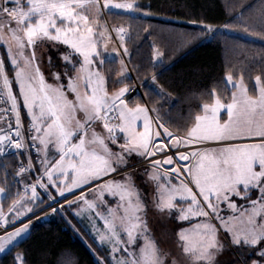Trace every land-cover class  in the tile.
Returning a JSON list of instances; mask_svg holds the SVG:
<instances>
[{
	"label": "snow or ice",
	"instance_id": "snow-or-ice-1",
	"mask_svg": "<svg viewBox=\"0 0 264 264\" xmlns=\"http://www.w3.org/2000/svg\"><path fill=\"white\" fill-rule=\"evenodd\" d=\"M229 9L223 29L264 41V0ZM126 13L150 14L137 0H0V253L27 238L38 211L79 205L104 253L93 250L97 264H218L226 248L264 264V47L257 74L230 62L173 128L152 98L168 94L142 100L125 83L129 29L107 17ZM191 23L203 25L197 35L217 32ZM162 56L153 45L152 59ZM118 58L110 91L105 64ZM150 212L176 222L171 247L152 236ZM12 264H27L25 253Z\"/></svg>",
	"mask_w": 264,
	"mask_h": 264
},
{
	"label": "trees",
	"instance_id": "trees-1",
	"mask_svg": "<svg viewBox=\"0 0 264 264\" xmlns=\"http://www.w3.org/2000/svg\"><path fill=\"white\" fill-rule=\"evenodd\" d=\"M234 2L235 0H137L149 15L126 13L107 17L110 25L124 24L129 29L126 37L129 56L125 58L130 78L125 83L133 87L137 82L143 94L142 97L136 93L133 97L148 99L146 92L162 89L168 94L166 99L155 96L152 98L160 106L161 115L170 127L183 125L189 111L198 109L208 99L206 94L224 76L230 62L243 61L246 76L249 69L253 76L259 72L260 56L255 54L264 47V41L221 27L235 15V11L229 9ZM244 2L258 4L259 0ZM193 20L213 24L217 32L207 36L197 35L203 31V25L191 23ZM145 28L148 29L147 32L144 31ZM153 45L163 53L158 61L152 59ZM0 56L7 63V55L1 45ZM8 67H11L10 63ZM104 70L109 76V90L120 86L111 84V80L116 78L117 62L106 63ZM153 74L156 75L155 82L151 80ZM22 116H25L26 121V115L22 113ZM8 159L11 171L14 160ZM7 203L5 202V208ZM65 217L72 222V216L65 214ZM65 217L57 215L55 218L33 220L27 238L12 248L10 253L0 254V264H12V257L18 251L25 253L27 264H97L93 250L99 255L104 253L85 230L73 223L83 239L80 238L68 225ZM231 255L234 261L231 264H238L235 255Z\"/></svg>",
	"mask_w": 264,
	"mask_h": 264
},
{
	"label": "rangeland",
	"instance_id": "rangeland-1",
	"mask_svg": "<svg viewBox=\"0 0 264 264\" xmlns=\"http://www.w3.org/2000/svg\"><path fill=\"white\" fill-rule=\"evenodd\" d=\"M3 49L6 51L5 47L0 44ZM47 47V46H45ZM111 49V45H109V50ZM38 53L40 51V49H37ZM48 54H52L54 57H55V53L52 52L51 49H49V52L48 53H45V55H48ZM126 56L122 57L125 61V63L127 64L126 62ZM116 62H117V72L119 71L120 69V64H119V58L116 59ZM127 69H128V72H127V76L130 75V70L128 68V65H127ZM59 70V69H57ZM45 72H46V75H47V70L45 69ZM117 79V77L115 78ZM49 82L51 83L52 81L49 79ZM119 87V86H118ZM13 89L14 91H17L18 92V88L17 86L15 85V82H13ZM143 95V94H142ZM21 105H22V101H21ZM99 130V128L97 129ZM209 146H216L214 143H212L211 145ZM142 166L141 167H137L136 171H137V174H138V179H139V173L142 171ZM141 188L144 189L145 186L143 184H141ZM38 191L40 192V195L42 197H44V192L40 189H38ZM107 199H111V198H108L106 197ZM45 199V198H44ZM72 199V198H70ZM89 199H91V197H89ZM47 200V199H45ZM238 203H240L239 199L237 200ZM79 205H73L71 209H68V206L65 205V209H67L66 212L64 213H48V218H55V216L59 215V216H62V217H65V214H67L68 216H72V222L69 221V219L67 217H65L68 225L78 234V236L80 238H82V235L77 231V227H75L73 225V223L76 225H79V227H81L83 230H85V232L94 239V236H95V233L92 231V223L90 222L89 220V213H88V210L86 208H84L82 211H81V214L79 216L76 215V211L75 210H78L79 209ZM96 224L98 227H102V222L101 221H96ZM149 226H150V229H151V234L152 236L157 239L158 242L161 243V246L164 247V248H169L171 247V238L173 237V234L176 230V222L167 217V216H163V215H160V214H157V213H154V212H150L149 213ZM184 226H187V225H184ZM83 239V238H82ZM97 243V242H96ZM231 253H233L236 257V260L238 261V264H241V255L242 253L240 252L239 249H235V248H226L222 254H220L218 257H217V261H218V264H231L233 261L232 259V255ZM1 254V253H0ZM93 254H94V251H93ZM95 258L97 259V254H94Z\"/></svg>",
	"mask_w": 264,
	"mask_h": 264
},
{
	"label": "built area",
	"instance_id": "built-area-1",
	"mask_svg": "<svg viewBox=\"0 0 264 264\" xmlns=\"http://www.w3.org/2000/svg\"><path fill=\"white\" fill-rule=\"evenodd\" d=\"M133 88V92L132 93H130V95L133 97L136 93H139L141 96H143L142 95V92H141V90H140V88H139V86L138 87H135V86H133L132 87ZM27 121H25V123H26ZM209 143H212V142H209ZM70 198H72V196H68V199H70ZM61 203H63V201H61ZM46 212H47V214L48 213H50V211H48L47 209L45 210ZM36 216L37 217H39V218H41V217H43V216H45V215H43V214H41L39 211L36 213ZM38 218V219H39ZM33 220H36V219H33Z\"/></svg>",
	"mask_w": 264,
	"mask_h": 264
},
{
	"label": "crops",
	"instance_id": "crops-1",
	"mask_svg": "<svg viewBox=\"0 0 264 264\" xmlns=\"http://www.w3.org/2000/svg\"><path fill=\"white\" fill-rule=\"evenodd\" d=\"M131 14H135V13H131ZM6 52V51H5ZM6 55H7V53H6ZM159 59H157V61H158ZM21 110H22V113H24L25 114V111L23 110V107H22V105H21ZM26 115V114H25ZM44 194V193H43ZM53 195H55V192H53ZM67 195V194H66ZM44 198L45 199H47V197L45 196V194H44Z\"/></svg>",
	"mask_w": 264,
	"mask_h": 264
},
{
	"label": "water",
	"instance_id": "water-1",
	"mask_svg": "<svg viewBox=\"0 0 264 264\" xmlns=\"http://www.w3.org/2000/svg\"><path fill=\"white\" fill-rule=\"evenodd\" d=\"M139 85L136 83L135 87H138ZM47 218L46 216H43L41 219Z\"/></svg>",
	"mask_w": 264,
	"mask_h": 264
},
{
	"label": "bare ground",
	"instance_id": "bare-ground-1",
	"mask_svg": "<svg viewBox=\"0 0 264 264\" xmlns=\"http://www.w3.org/2000/svg\"><path fill=\"white\" fill-rule=\"evenodd\" d=\"M211 144H212V143H209L208 146L211 145Z\"/></svg>",
	"mask_w": 264,
	"mask_h": 264
}]
</instances>
